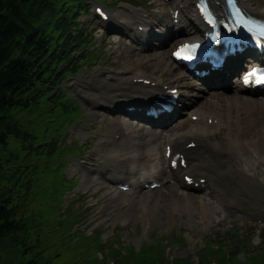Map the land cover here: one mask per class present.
I'll return each instance as SVG.
<instances>
[{
	"label": "rangeland",
	"instance_id": "374dc122",
	"mask_svg": "<svg viewBox=\"0 0 264 264\" xmlns=\"http://www.w3.org/2000/svg\"><path fill=\"white\" fill-rule=\"evenodd\" d=\"M132 1L115 4L111 0L105 3L88 0L90 12L79 14L89 36L83 51L76 57L85 59L80 62L79 70L67 75L59 89L52 93V96L59 95L65 102L79 106L80 115L75 122L61 126L56 133L54 128L66 113L62 106H51L46 97L31 113H21L40 138L47 137L44 141L40 139L36 148L58 140L67 152L60 158H45L46 164L52 163L54 170L42 174L40 182L33 187L37 200L25 212L27 227L5 238L0 247L2 263L34 260L36 264H204V261L209 264H236V261L239 264H264V166L260 163L250 168L251 177L242 178L243 182L238 184L243 187L235 194L241 207L239 213L228 218L211 215L203 221L197 211L168 206L163 201V198L167 199L165 195H175V191L169 194L167 188L174 184L173 179L160 190L151 191L140 186L136 193L130 194L116 190L106 178L120 167L114 152L116 143L123 141V131L117 130L121 131V137L116 135L118 141H106L116 131L115 123L119 121L124 130L139 133L149 125L122 112V108L99 104L86 91L106 89L103 79L110 81L111 75H122L131 68L151 78H162L169 85L175 78V74L166 73L165 59L162 61L159 55L166 49L170 51L178 40L169 47H156L159 34L154 31L151 36L148 32L156 30L165 34V23L172 22L171 6L180 0H139L136 2L141 4L139 6ZM247 1L253 7H264V0ZM98 6L104 7L107 19L98 16ZM129 9L143 12L150 21V28L145 30L149 35L136 36L135 31L144 32V26L136 28V25L125 23L126 15H131ZM182 17L187 15L182 13ZM145 39L149 41L148 46L144 45ZM191 79L208 91L202 81L192 76ZM237 80L235 78L234 82ZM226 89L230 91L229 88L212 91L223 95L228 93ZM243 95L250 96L248 93ZM192 100L193 103L180 111L188 114L192 112L189 109L205 106L204 96L197 94ZM114 101L112 103L118 100ZM182 104L183 95L179 101V105ZM225 131L223 128L215 133L219 136ZM248 133V137L254 139L259 135L255 130ZM164 136L162 140H165ZM79 144L81 147L75 148ZM135 150L137 148L133 147L132 151ZM235 160L241 164L244 158ZM230 166L227 161L222 169L227 170ZM143 167L140 164L137 172L129 176L130 180H142ZM149 169L156 171L151 166ZM86 174L91 180L87 187L83 185ZM60 175L62 180L58 182ZM25 190L23 187L20 193ZM150 194L160 197L148 201L145 196ZM192 194L204 196L203 191ZM191 213L195 220L190 218ZM211 249L212 253L206 255Z\"/></svg>",
	"mask_w": 264,
	"mask_h": 264
},
{
	"label": "bare ground",
	"instance_id": "6f19581e",
	"mask_svg": "<svg viewBox=\"0 0 264 264\" xmlns=\"http://www.w3.org/2000/svg\"><path fill=\"white\" fill-rule=\"evenodd\" d=\"M194 1L180 0L179 2H173V4L171 2L173 14L176 10H179L180 24L175 28L174 15L171 23H165L166 34L161 39L159 47L163 45V48L169 47L177 40L176 43L185 40H198L201 37L200 32L204 33L207 30L202 17L197 11V2ZM213 1L214 8L219 12H223L222 4L217 0ZM240 1L246 11L264 18V7H253L247 1ZM129 12L131 15H126L125 23L136 25V28H139V25L144 26V32H140V29L135 31L136 36L144 35V33H146V36L149 34L154 35V30L148 32L149 34L145 31L148 27L150 28V21L147 20L143 12L134 9H129ZM182 13L186 14L187 17L183 18ZM180 34L185 35L180 38ZM144 42L149 43L146 39ZM162 54L159 57L162 61L165 59L164 68L166 73L175 74V78L172 79V86H167L168 83L163 81L162 78H151L138 72L135 68H131L127 69L122 75H111L112 80L110 81L106 82V79H103L105 82H103V85L107 86L106 89L100 88L98 92L97 89L95 91L87 90L86 94L96 99L99 104L108 103L111 107L124 110L123 104L127 106L133 102L134 105L142 107L154 94L177 87L181 97L183 95L185 109L189 103H193L192 97L197 94L205 97V106L199 107L197 110L189 109L188 111H192L188 114L189 117H186L184 112H178L164 123L140 129V133L131 129L124 130L122 125L118 123L119 121L115 123L114 128L116 131H113L106 141H113L114 143L116 141L115 134L121 132L117 130L121 129L123 131L125 135L123 141L116 143L114 152L117 166L122 165L123 167L116 170L108 179L111 182L121 176H129V174L135 172L137 167H140V164L142 167L147 165L159 167L161 165L163 169H158L156 173L144 172L142 174L143 182H149L151 178L154 179L153 181H159L161 184L156 189L160 190L171 176L170 173H168L169 176L166 172L171 171V178L175 180V183L167 186V188L169 194L175 191V195H165L167 199L163 198L168 206L184 208L191 212L197 211L198 215H201L202 221L208 219L211 215H222L227 218L233 215L236 216L241 209L236 193L238 190L243 189L238 184L243 182L242 178L251 177V167H257L256 164L259 163L264 166V98L255 97L256 93L263 95L264 91L255 92L243 86L242 75L250 67L243 58L238 59L236 57L217 71L215 77L207 81L208 85L205 84L209 88L206 93L204 87L191 79L192 75L179 69L181 66L171 56V50L166 49ZM164 55H167V57H163ZM261 57H264V55H261ZM239 71L240 76L237 77ZM234 78H238V80L234 82ZM146 80H149V83H145ZM221 87L229 88L230 91L226 89L228 93L223 95L212 91L214 88ZM244 93H248L250 96H245ZM105 96L106 99H104ZM119 97L121 98L119 99ZM114 100L118 101L112 103L115 102ZM193 114L198 116L196 120L191 117ZM209 118L212 119L211 123H209ZM170 124L173 125L172 128L166 129ZM224 125L227 126L228 132L220 137H211L216 130L223 129ZM250 130H255L259 134L256 139L248 137ZM163 135H165V140H162ZM190 142H195V145L188 146ZM110 145L112 146V143ZM167 145H171L172 148L170 158L165 156ZM133 147L137 148L136 152L132 151ZM177 152L186 157V167L178 165L174 168L170 166L171 158ZM151 155H154V157L151 158ZM239 157L244 158L241 164H237L235 160ZM227 161L230 162L231 166L227 170L222 169L223 164ZM183 171L184 174L188 171L192 172V175L198 178L194 181H199L200 178L205 179L204 182L199 181L198 185L199 187H205L204 196L196 197L191 191H188V183L183 179L184 174H182V178L180 177V173ZM128 181L131 180H125L121 183H128ZM90 182L91 180L86 174L83 185L87 187ZM134 183L137 185L141 182L131 181L129 184L133 187ZM145 197L148 201H153L158 200L160 196L150 194ZM193 216L191 213L190 218L195 220Z\"/></svg>",
	"mask_w": 264,
	"mask_h": 264
},
{
	"label": "trees",
	"instance_id": "16d2710c",
	"mask_svg": "<svg viewBox=\"0 0 264 264\" xmlns=\"http://www.w3.org/2000/svg\"><path fill=\"white\" fill-rule=\"evenodd\" d=\"M88 12V0H0V247L5 238L26 229L25 212L37 200L33 187L42 174L54 170L45 158H60L67 152L58 140L36 148L47 137L40 138L21 113H31L45 97L51 106H62L66 116L55 126L56 133L80 115L77 104L52 93L85 59L76 55L89 36L79 14ZM61 180L62 175L57 181ZM23 187L26 190L20 193Z\"/></svg>",
	"mask_w": 264,
	"mask_h": 264
},
{
	"label": "snow or ice",
	"instance_id": "6c2138e0",
	"mask_svg": "<svg viewBox=\"0 0 264 264\" xmlns=\"http://www.w3.org/2000/svg\"><path fill=\"white\" fill-rule=\"evenodd\" d=\"M202 11H205V9H202ZM261 35H264V32L261 33ZM187 46L182 47L178 52L175 54L177 56H181L182 53L186 50ZM185 59H191V56H185ZM245 83H248L249 81H253L256 84L264 85V69L261 68H253L249 73H247L244 77Z\"/></svg>",
	"mask_w": 264,
	"mask_h": 264
}]
</instances>
